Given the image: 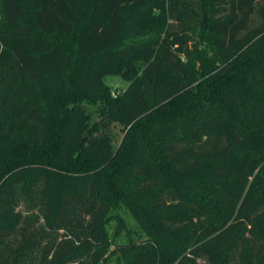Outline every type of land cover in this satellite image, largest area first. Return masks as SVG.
<instances>
[{
	"label": "trees",
	"instance_id": "obj_1",
	"mask_svg": "<svg viewBox=\"0 0 264 264\" xmlns=\"http://www.w3.org/2000/svg\"><path fill=\"white\" fill-rule=\"evenodd\" d=\"M110 259L264 264V0H0V264Z\"/></svg>",
	"mask_w": 264,
	"mask_h": 264
},
{
	"label": "rangeland",
	"instance_id": "obj_2",
	"mask_svg": "<svg viewBox=\"0 0 264 264\" xmlns=\"http://www.w3.org/2000/svg\"><path fill=\"white\" fill-rule=\"evenodd\" d=\"M200 43H201L200 44L201 51H203L205 53L209 52L210 49L208 46V42L206 40H201ZM106 82L112 87L113 91L125 89L129 85L128 80H126L123 76L117 75V74L108 75L106 77ZM115 131L118 134L115 144L118 145L122 136H123V126H121L119 124L115 125ZM120 218H123L124 221L126 222V225L134 232L133 235H135V232H136L135 236L138 237L137 234L140 233L141 230H140L137 222L133 218V216L123 206H120V207L114 209L111 213L110 230H111L112 234L114 235V233L117 229L118 220H120ZM125 233H126V231H124L121 236L117 237V239L119 241H122V242L126 241L127 236ZM104 264H119V263L115 259H110L108 262H106Z\"/></svg>",
	"mask_w": 264,
	"mask_h": 264
}]
</instances>
